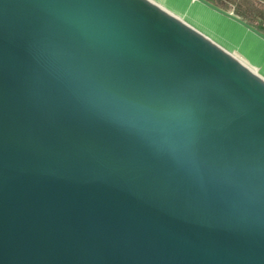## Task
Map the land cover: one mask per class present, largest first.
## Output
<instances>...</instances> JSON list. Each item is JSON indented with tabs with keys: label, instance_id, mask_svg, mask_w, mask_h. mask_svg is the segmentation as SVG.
<instances>
[{
	"label": "water",
	"instance_id": "water-1",
	"mask_svg": "<svg viewBox=\"0 0 264 264\" xmlns=\"http://www.w3.org/2000/svg\"><path fill=\"white\" fill-rule=\"evenodd\" d=\"M0 264H264V74L155 0H0Z\"/></svg>",
	"mask_w": 264,
	"mask_h": 264
},
{
	"label": "rangeland",
	"instance_id": "rangeland-1",
	"mask_svg": "<svg viewBox=\"0 0 264 264\" xmlns=\"http://www.w3.org/2000/svg\"><path fill=\"white\" fill-rule=\"evenodd\" d=\"M165 9L178 12L185 22L199 27L222 46L234 51L255 71L264 74V40L237 22L194 0H155Z\"/></svg>",
	"mask_w": 264,
	"mask_h": 264
},
{
	"label": "trees",
	"instance_id": "trees-1",
	"mask_svg": "<svg viewBox=\"0 0 264 264\" xmlns=\"http://www.w3.org/2000/svg\"><path fill=\"white\" fill-rule=\"evenodd\" d=\"M264 32V0H210ZM199 3V2H198Z\"/></svg>",
	"mask_w": 264,
	"mask_h": 264
},
{
	"label": "bare ground",
	"instance_id": "bare-ground-1",
	"mask_svg": "<svg viewBox=\"0 0 264 264\" xmlns=\"http://www.w3.org/2000/svg\"><path fill=\"white\" fill-rule=\"evenodd\" d=\"M197 2V1H196Z\"/></svg>",
	"mask_w": 264,
	"mask_h": 264
}]
</instances>
